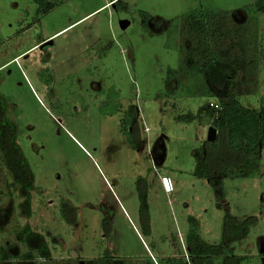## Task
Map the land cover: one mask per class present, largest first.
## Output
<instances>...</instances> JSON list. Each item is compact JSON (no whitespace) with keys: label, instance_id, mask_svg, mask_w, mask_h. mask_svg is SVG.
<instances>
[{"label":"rangeland","instance_id":"obj_1","mask_svg":"<svg viewBox=\"0 0 264 264\" xmlns=\"http://www.w3.org/2000/svg\"><path fill=\"white\" fill-rule=\"evenodd\" d=\"M256 1L58 0L39 15L33 0H0V95L34 175L26 218L0 151V264H193L190 229L227 244L214 264H264V143L255 161L222 132L207 141L228 94L264 104ZM195 12L240 26L226 87L183 61ZM26 223L49 258H27Z\"/></svg>","mask_w":264,"mask_h":264},{"label":"trees","instance_id":"obj_2","mask_svg":"<svg viewBox=\"0 0 264 264\" xmlns=\"http://www.w3.org/2000/svg\"><path fill=\"white\" fill-rule=\"evenodd\" d=\"M33 1L38 4L37 13L39 15L47 13L58 3V0ZM253 9L264 14V0H257L253 4ZM239 27V24L231 20L227 13L219 16L201 12L189 14L183 20L179 31L180 37L182 36L187 43L183 50V61L188 70L192 74L207 77L213 85L226 87L234 67L232 60L241 57L240 47L235 45L240 34ZM225 42L234 43L235 53L232 57L229 56L233 49L232 45L228 47L224 45ZM225 87L222 89L224 90ZM219 104L212 121L217 134L224 133L231 148L240 150L248 158L253 157L257 161L260 147L264 143V104L258 108H250L243 105L233 94H228V100L220 101ZM19 132L18 125L7 114L5 102L0 95L2 160L12 176V186L16 187L22 197L19 203L21 214L30 218L32 216L31 191L34 189V175L17 143ZM226 172L227 170H224V175ZM196 174L203 176L201 170H197ZM16 238L28 247L27 258L37 256L46 259L50 257V250L44 235L32 230L28 223L16 233ZM185 239L193 264H214L215 256L227 250L226 243L211 245L204 242L194 229L186 233ZM0 250L3 259L10 254L2 247ZM162 262L163 264H183L182 259L174 257L162 259Z\"/></svg>","mask_w":264,"mask_h":264},{"label":"water","instance_id":"obj_3","mask_svg":"<svg viewBox=\"0 0 264 264\" xmlns=\"http://www.w3.org/2000/svg\"><path fill=\"white\" fill-rule=\"evenodd\" d=\"M128 25H129V21L127 20L120 21V27L122 29L126 28ZM216 137H217V130L213 126H210L207 133V141L214 142L216 140Z\"/></svg>","mask_w":264,"mask_h":264}]
</instances>
